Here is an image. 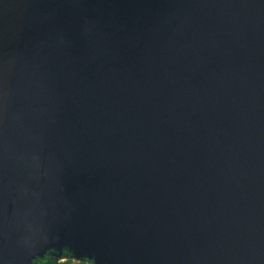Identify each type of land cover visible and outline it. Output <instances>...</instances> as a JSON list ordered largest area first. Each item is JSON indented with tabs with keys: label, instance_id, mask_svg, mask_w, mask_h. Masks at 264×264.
Wrapping results in <instances>:
<instances>
[{
	"label": "water",
	"instance_id": "95a60500",
	"mask_svg": "<svg viewBox=\"0 0 264 264\" xmlns=\"http://www.w3.org/2000/svg\"><path fill=\"white\" fill-rule=\"evenodd\" d=\"M63 249L264 264V0H0V264Z\"/></svg>",
	"mask_w": 264,
	"mask_h": 264
},
{
	"label": "trees",
	"instance_id": "16d2710c",
	"mask_svg": "<svg viewBox=\"0 0 264 264\" xmlns=\"http://www.w3.org/2000/svg\"><path fill=\"white\" fill-rule=\"evenodd\" d=\"M57 253L54 251L55 255ZM30 264H92V263L89 261H82V262L73 261L70 259V255L67 252V250L63 249L61 250L60 258H56L55 256H52L51 252L48 251L46 252V254L42 259L33 260Z\"/></svg>",
	"mask_w": 264,
	"mask_h": 264
},
{
	"label": "bare ground",
	"instance_id": "6f19581e",
	"mask_svg": "<svg viewBox=\"0 0 264 264\" xmlns=\"http://www.w3.org/2000/svg\"><path fill=\"white\" fill-rule=\"evenodd\" d=\"M55 256V254H53ZM36 255L35 254H32L31 257H35Z\"/></svg>",
	"mask_w": 264,
	"mask_h": 264
},
{
	"label": "rangeland",
	"instance_id": "374dc122",
	"mask_svg": "<svg viewBox=\"0 0 264 264\" xmlns=\"http://www.w3.org/2000/svg\"><path fill=\"white\" fill-rule=\"evenodd\" d=\"M52 256H54V255L52 254Z\"/></svg>",
	"mask_w": 264,
	"mask_h": 264
}]
</instances>
